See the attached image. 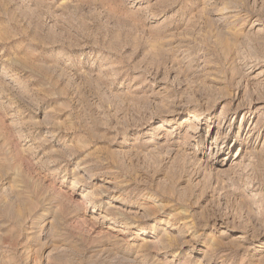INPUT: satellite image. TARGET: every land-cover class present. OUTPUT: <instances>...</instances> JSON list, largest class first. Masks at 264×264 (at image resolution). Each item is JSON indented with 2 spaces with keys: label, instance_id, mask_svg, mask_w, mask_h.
<instances>
[{
  "label": "rangeland",
  "instance_id": "1",
  "mask_svg": "<svg viewBox=\"0 0 264 264\" xmlns=\"http://www.w3.org/2000/svg\"><path fill=\"white\" fill-rule=\"evenodd\" d=\"M0 264H264V0H0Z\"/></svg>",
  "mask_w": 264,
  "mask_h": 264
}]
</instances>
